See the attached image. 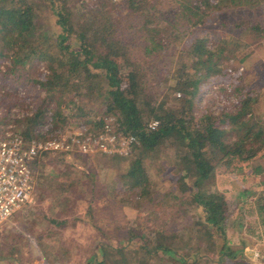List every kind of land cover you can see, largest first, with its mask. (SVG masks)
Here are the masks:
<instances>
[{
    "label": "trees",
    "instance_id": "16d2710c",
    "mask_svg": "<svg viewBox=\"0 0 264 264\" xmlns=\"http://www.w3.org/2000/svg\"><path fill=\"white\" fill-rule=\"evenodd\" d=\"M41 1L49 23L40 21V1L0 0V57L11 71L36 62L47 69L36 81L47 95L22 119V136L48 138L36 129L58 95V114L87 99L102 116L97 130L112 117L115 133L135 138L126 155L95 152L116 170L125 163L106 195L140 212L117 245L99 241L86 264H250L244 251L253 244L239 231L246 216L264 227L263 90L240 72L232 111L196 114L193 100L202 81L229 74V60L237 69L264 38V0ZM61 154L72 153L52 155ZM216 175L258 179L230 202L210 181ZM144 203L151 209L141 212Z\"/></svg>",
    "mask_w": 264,
    "mask_h": 264
},
{
    "label": "rangeland",
    "instance_id": "374dc122",
    "mask_svg": "<svg viewBox=\"0 0 264 264\" xmlns=\"http://www.w3.org/2000/svg\"><path fill=\"white\" fill-rule=\"evenodd\" d=\"M36 1L42 5L40 21L49 23L52 17L49 16L48 7L45 2ZM119 1L110 0L112 3ZM232 61L225 62V70L229 74L200 83L193 100L196 114L235 109L237 97L232 88L236 83L234 77L240 72L246 82L254 81L262 88L260 107L264 111V38L244 51L237 69ZM11 67L7 57H0V119H4L0 126L2 129L9 126L13 131L23 132L25 124L22 119L39 107L47 95L36 82L43 78L47 69L44 62H36L27 66L26 70L16 67L11 71ZM59 100L58 95L49 98L50 110L41 127L36 129L38 132L52 137L65 129L97 130L94 122L102 116L96 105L78 98L68 105V110H62V115L55 112ZM63 103L64 100L58 106L61 108ZM110 118L104 117V121L107 120L113 128ZM109 157L93 152L49 154L36 159L32 164V202L0 225V264H86L93 254L98 255L99 241L117 245L126 236L128 226L140 211L106 195V186L111 184L115 172L123 170L125 166L124 162H120L116 170L108 161ZM169 172L168 168L162 174ZM169 175L173 174L170 172ZM162 176L157 184L165 191L169 189L171 179L167 175V179ZM257 179L248 177L243 181L240 176L216 175L210 181L214 182L215 189L226 190L225 196L231 202L244 199L240 191L253 188ZM150 209L149 204L144 203L141 212ZM254 219V216H246L239 231L242 240L253 245L259 239L248 234L247 229L252 228L254 233L264 236V227Z\"/></svg>",
    "mask_w": 264,
    "mask_h": 264
},
{
    "label": "built area",
    "instance_id": "2783aa9c",
    "mask_svg": "<svg viewBox=\"0 0 264 264\" xmlns=\"http://www.w3.org/2000/svg\"><path fill=\"white\" fill-rule=\"evenodd\" d=\"M156 125L157 121L153 120L148 127L153 129ZM134 141L133 135L115 133L107 120L101 130L65 129L52 137L30 140H26L22 132L0 126V225L32 202V164L43 154L101 152L126 155ZM244 252L253 264H264V240H258Z\"/></svg>",
    "mask_w": 264,
    "mask_h": 264
},
{
    "label": "water",
    "instance_id": "95a60500",
    "mask_svg": "<svg viewBox=\"0 0 264 264\" xmlns=\"http://www.w3.org/2000/svg\"><path fill=\"white\" fill-rule=\"evenodd\" d=\"M246 252H248V251H246Z\"/></svg>",
    "mask_w": 264,
    "mask_h": 264
}]
</instances>
